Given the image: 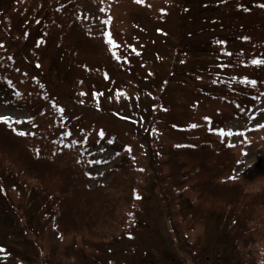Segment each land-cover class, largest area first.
I'll use <instances>...</instances> for the list:
<instances>
[{
  "label": "rangeland",
  "instance_id": "1",
  "mask_svg": "<svg viewBox=\"0 0 264 264\" xmlns=\"http://www.w3.org/2000/svg\"><path fill=\"white\" fill-rule=\"evenodd\" d=\"M261 5L0 0V264H264Z\"/></svg>",
  "mask_w": 264,
  "mask_h": 264
},
{
  "label": "trees",
  "instance_id": "2",
  "mask_svg": "<svg viewBox=\"0 0 264 264\" xmlns=\"http://www.w3.org/2000/svg\"><path fill=\"white\" fill-rule=\"evenodd\" d=\"M85 34V33H84ZM86 35V34H85ZM88 35V34H87ZM104 45H105V42H104ZM1 83V82H0ZM2 125H4L5 126V124H4V122H0V135H3L4 134V132H5V128H3V127H1ZM14 136H16L18 139H16L15 138V142L17 143L18 141H19V138L21 137V135H19V134H15V133H12ZM22 137H24V136H22ZM23 153V152H22ZM24 155H25V157L27 156L25 153H24ZM205 161H206V159H204L203 160V171H204V173H205V171L207 172V173H214L215 175H216V173H215V170L216 169H213L212 167H211V165H209V166H205ZM205 175H206V179H205V185L207 184V183H213L214 181H216V179H213L212 180V182H208L207 181V174L205 173ZM207 188L209 189V187L207 186ZM59 217H60V215H62L64 212H65V207H62V206H60L59 207ZM68 210L69 209H67V213H68ZM60 219H61V217H60Z\"/></svg>",
  "mask_w": 264,
  "mask_h": 264
},
{
  "label": "snow or ice",
  "instance_id": "3",
  "mask_svg": "<svg viewBox=\"0 0 264 264\" xmlns=\"http://www.w3.org/2000/svg\"><path fill=\"white\" fill-rule=\"evenodd\" d=\"M261 7H264V5H261ZM245 39H247V38H245ZM110 42H111V40H110ZM254 63H256L257 65H259V64H261V63H264V61H259V60H256V61H254ZM253 83H255V82H253ZM205 119H209L208 117H206ZM9 120V117H7V116H0V122H7ZM196 125H193V127H195ZM260 127H264V125H260ZM20 135H24L25 133H19ZM223 134V133H222ZM100 135L101 136H103L104 135V132H103V130H101V132H100ZM137 198H139V197H137Z\"/></svg>",
  "mask_w": 264,
  "mask_h": 264
}]
</instances>
